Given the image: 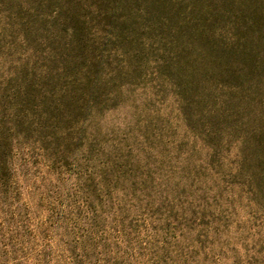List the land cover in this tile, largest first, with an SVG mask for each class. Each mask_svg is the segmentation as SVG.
Returning a JSON list of instances; mask_svg holds the SVG:
<instances>
[{"label":"rangeland","instance_id":"rangeland-1","mask_svg":"<svg viewBox=\"0 0 264 264\" xmlns=\"http://www.w3.org/2000/svg\"><path fill=\"white\" fill-rule=\"evenodd\" d=\"M0 264H264V0H0Z\"/></svg>","mask_w":264,"mask_h":264}]
</instances>
